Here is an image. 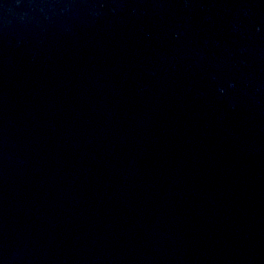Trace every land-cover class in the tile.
I'll list each match as a JSON object with an SVG mask.
<instances>
[{"label": "water", "instance_id": "1", "mask_svg": "<svg viewBox=\"0 0 264 264\" xmlns=\"http://www.w3.org/2000/svg\"><path fill=\"white\" fill-rule=\"evenodd\" d=\"M0 264H264V0H0Z\"/></svg>", "mask_w": 264, "mask_h": 264}]
</instances>
